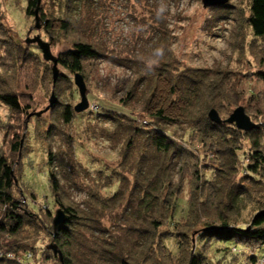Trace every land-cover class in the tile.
Returning <instances> with one entry per match:
<instances>
[{
    "label": "rangeland",
    "instance_id": "374dc122",
    "mask_svg": "<svg viewBox=\"0 0 264 264\" xmlns=\"http://www.w3.org/2000/svg\"><path fill=\"white\" fill-rule=\"evenodd\" d=\"M56 1L40 0L37 29L34 17L26 16L27 0H0V28L4 33L0 36V95L9 93L15 96L21 109L20 112L12 111L0 102V151L14 163V198L23 204L26 201L27 208L32 213H38L40 208L49 211L53 209L50 220L41 211V219L46 225L51 223L57 209V206L53 207L54 200L61 201L64 206L86 210L85 203H89L86 198L88 191L93 190L95 194L106 197L112 195L114 190H100L106 182L96 171L113 178V183L121 177L131 179L128 167L121 165L122 144L119 141H109L103 136L104 131L112 132L114 125L101 120L96 113L107 114L101 108L114 113H126L135 117L137 124V119L146 117L138 104L130 101L123 106L120 102L131 91V70L103 59L86 64L82 73L89 104L87 110L74 113L75 117L69 124L63 123L64 108L69 106L73 109L80 103L78 90L73 82L74 74L57 65L58 72L64 76L53 86L52 63L43 60L36 44H25L27 39L40 37L50 45L52 55L57 58L80 38L82 32L66 33L58 30L59 17L63 13L55 8ZM78 2L77 11L73 13L74 20L79 21L82 28L86 29L85 33L106 54L143 60L150 64L156 63L159 56L163 55L179 69L208 70L216 75L215 81L220 84L222 92L225 91L228 95L229 100H225L222 110H217L221 121L226 120L240 106L251 121L264 130V43L252 42L251 32L244 22L248 15V0H228L227 6L220 9H205L201 0ZM19 49L25 51L26 58L23 60L19 59ZM52 93L55 103L45 111ZM160 129L185 151L183 157L174 161L170 168L173 189L179 185L180 177H184L185 181L176 215L179 223L171 228L164 223L159 229L164 235L162 237H168L163 243L160 242V246L164 248L158 254L147 251L139 244L129 250L131 246L124 241L128 231L124 228L121 208H118L119 213H112L110 218H102L98 225L99 228L101 225L106 227L109 236H121L123 245L120 246L125 254L132 252L137 256L135 264H181L189 245L177 233L188 235L193 246L206 222L204 212L189 208V201H194L199 189L208 186L204 182L208 179L216 184L215 190L220 189L216 176L223 158L217 149L211 143L202 141V135L199 136L191 129L165 126ZM17 142L20 143L21 152L16 155L11 151V146ZM233 143L240 149L237 159L241 163L239 172L231 182L246 181L243 182L246 185L244 189L251 196H246L241 210L234 211L229 218L234 219L237 225L244 226L255 211L264 208V180L258 184L255 181L249 182L245 176L244 167L248 164L246 154L250 147L248 140L237 138ZM70 149L74 152L75 162L89 170L91 178L85 177L83 181L81 177L84 174H80L70 181H62L59 191L50 194L45 166L46 153L68 155ZM213 194L214 190L210 189V201L218 199L217 194ZM22 237L29 239L23 240ZM36 237L39 239L35 243ZM4 239L6 241L3 242ZM14 239L20 243H35L39 251L50 243V237L37 235L29 229L21 237ZM7 241L12 242V239L0 237V244ZM200 245L196 242L200 254L204 259H213L212 264H264V256L255 252L258 246L253 243L242 246H223L219 243ZM216 250L221 253L217 255ZM224 251H228L227 256H222ZM146 253L150 257L146 258ZM251 256L255 257V262L250 260ZM215 259L219 261L215 263ZM45 261L39 262L57 264L53 260ZM39 262L36 264H40Z\"/></svg>",
    "mask_w": 264,
    "mask_h": 264
},
{
    "label": "trees",
    "instance_id": "16d2710c",
    "mask_svg": "<svg viewBox=\"0 0 264 264\" xmlns=\"http://www.w3.org/2000/svg\"><path fill=\"white\" fill-rule=\"evenodd\" d=\"M55 4V8L63 13V16L59 17L58 30L66 33L82 32L69 50L58 55V65L70 73H79L81 76L86 64L103 59L121 68L130 69L133 74L131 91L121 99V105L125 106L131 101L138 104L141 112L146 115L145 119H137V124L136 118L126 113H114L105 108L101 110H105L107 114L96 113L101 120L114 125L115 129L112 132L104 131L103 136L109 141H119L122 144L121 165L128 167V175L131 179L121 177L113 183V178L96 171L95 173L103 177L106 182L100 190L114 191L110 197L97 195L93 190L88 191L86 198L89 203H85L87 211L78 207L64 206L61 201H53L52 198L53 207L61 208L67 219L53 239L62 254L64 264H135L137 256L132 252L124 253L120 246L123 245L121 236H109L106 227L103 225L101 228L98 227L102 218L106 216L110 218L112 213L119 211L118 208H121L124 228L128 231L124 241L131 246L129 250H133L132 246L139 244L149 252L158 254L162 251L164 246L160 245L168 237H162L164 235L159 229L164 223L170 228L179 223L176 215L180 207L182 184L185 181L184 177H180L179 185L172 188L170 168L174 161L183 157L185 151L160 129L164 126L191 129L199 136L202 135V141L211 143L223 158V161L220 160L222 162L219 164L216 176L220 186L219 191L214 189L216 184L208 179L204 181L208 186L199 189L194 201H189V208L204 212L206 222L196 236L193 246L188 235L183 232L177 233L179 238L183 237L189 245L187 254L184 255L186 260L184 259L181 264L214 262L208 257L204 259L199 252L200 249L196 247V242L208 246L215 243L223 246L253 243L258 246L255 252L264 256V208L255 211L248 224L244 226L237 225L234 219L229 218L231 213L241 210L243 201L248 195L251 196V193L247 194L244 189L246 185L243 182L246 181L231 182L239 172V163H241L237 159L240 149L233 141L244 138L250 143L249 152L246 154L248 164L245 167L242 164L241 167L246 170L245 176L249 182L255 181L259 184V181L264 180L262 127L255 124L254 129L246 132L237 129L234 124L223 121L219 124L211 122L207 113L212 109L216 112L222 110L225 100H229L227 92L223 93L220 84L215 81L216 75L208 70L179 69L163 55L159 56L156 63L151 64L143 60L136 61L127 57L108 55L90 39L79 21L74 20L73 13L77 11L78 0H57ZM36 5L37 0H27L26 16L34 17ZM226 6L227 4L212 9ZM247 6L248 15L244 18V22L251 32L252 42L264 43V0H248ZM76 22L77 24H74ZM79 28L83 31H79ZM3 35L0 28V36ZM18 52L20 60L26 58L24 49H19ZM63 76L60 72L55 83L61 81ZM55 88L58 90L57 86ZM0 102L10 107L12 111H21L18 100L9 93L0 95ZM74 113V108L66 106L62 112L63 123L69 124L75 117ZM11 151L17 155L20 151V143H13ZM73 154L71 149L68 155L58 152L46 153L45 166L50 194L59 191L62 181H70L80 174H84L82 180L85 177L91 178V172L75 162ZM14 172V163L0 151V237L12 239V242L0 244V264H36L40 260H46L45 262L53 260L60 264L58 257L46 248L49 242L39 251L35 246L38 237L35 238L34 244L20 243L14 239L21 237L27 229L36 232L37 235L44 234L50 237V241L53 237L51 223L46 225L41 219L42 211L50 220L53 209L49 211L40 208L38 213H32L28 210L26 201L25 206L17 201L14 198ZM210 189L214 190L213 195L217 194L216 201H210ZM107 211L110 212L108 215ZM220 253L221 251L217 255ZM146 254V258L150 257L149 253ZM227 254L228 251H224L222 256ZM254 256L250 257L252 262H255ZM218 261L215 259V263Z\"/></svg>",
    "mask_w": 264,
    "mask_h": 264
},
{
    "label": "water",
    "instance_id": "95a60500",
    "mask_svg": "<svg viewBox=\"0 0 264 264\" xmlns=\"http://www.w3.org/2000/svg\"><path fill=\"white\" fill-rule=\"evenodd\" d=\"M228 2V0H201L202 6L203 8H213V7H222L224 5H226ZM40 3V0H37V5H36V9L34 11V20L36 22L39 21L38 18V5ZM36 28L38 29V25L36 26ZM27 44H36L37 47L39 48L40 52L42 53V57L45 61L47 62H51L52 63V79H53V84L56 82L57 78H58V69H57V65H58V60L56 57H54L50 51V45L46 42H43L40 37H34L32 39H27L26 40ZM73 82L75 87L78 90V94L80 97V103H78L75 107H74V111L75 113H81L85 110H87L89 104H88V100H87V96H86V86H85V82L83 77L79 74L76 73L74 74V78H73ZM55 103V97L54 94H51V97L49 99V105L48 107L45 109V111H47L49 108H51ZM39 115V114H38ZM207 117L208 119L216 124L221 123V119L219 118L217 112L212 109L207 113ZM223 122L227 123V124H234L236 126L237 129L241 130V131H251L252 129H254L255 124L251 121V119L245 114L244 109L242 107H237L234 109V111L231 113V115L224 120ZM67 219H66V214L64 213V211L61 208H58L54 211L53 217L51 219V227H52V239L50 241V243L47 245V249L52 251V253L54 255H56L58 257V260L60 262V264H64L63 262V257L62 254L58 248V246L54 243V237L56 236V234L58 233V231L60 230L61 226H63L66 223Z\"/></svg>",
    "mask_w": 264,
    "mask_h": 264
},
{
    "label": "built area",
    "instance_id": "2783aa9c",
    "mask_svg": "<svg viewBox=\"0 0 264 264\" xmlns=\"http://www.w3.org/2000/svg\"><path fill=\"white\" fill-rule=\"evenodd\" d=\"M29 257H30V255L27 256V258H29Z\"/></svg>",
    "mask_w": 264,
    "mask_h": 264
}]
</instances>
